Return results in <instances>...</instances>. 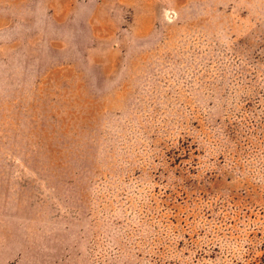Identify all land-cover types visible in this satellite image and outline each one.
Returning a JSON list of instances; mask_svg holds the SVG:
<instances>
[{"label":"rangeland","instance_id":"374dc122","mask_svg":"<svg viewBox=\"0 0 264 264\" xmlns=\"http://www.w3.org/2000/svg\"><path fill=\"white\" fill-rule=\"evenodd\" d=\"M0 264H264V0H0Z\"/></svg>","mask_w":264,"mask_h":264}]
</instances>
